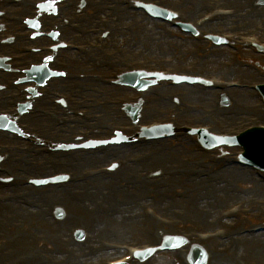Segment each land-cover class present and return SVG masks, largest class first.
<instances>
[{"label":"rangeland","instance_id":"374dc122","mask_svg":"<svg viewBox=\"0 0 264 264\" xmlns=\"http://www.w3.org/2000/svg\"><path fill=\"white\" fill-rule=\"evenodd\" d=\"M27 1L36 2L39 0H27ZM167 4H168V7H170V9L172 8V10L176 11L177 9H179L177 4H175V6H173V4L171 3H167ZM224 5L226 7H231V9H235V10L239 9L240 11L243 10L245 6V5H240L238 2H231V3H228V5H226L225 3ZM13 10H17V8L15 7V9ZM99 10H100L99 14L95 17L97 19L96 21H95V18L93 19L89 18L88 21H86L89 15L85 18V20H83L85 28H88V27L99 28L98 20L107 19L106 18L107 15H109L111 12V10H108V8H104V9L100 8ZM259 15L261 17L262 14H259ZM197 16L199 15L193 14V15H190L189 18L191 20H195ZM260 17L258 16V19ZM119 19L121 20L116 19L114 15V19L111 20L115 22L112 23V25H110V27H113L114 29L112 30L111 35L109 36V39L110 37L114 35L115 32L121 33V35H119L118 38H114L112 42L108 39L109 42L107 40L106 43H103L106 47V50L104 53L99 54V58L101 59L105 58L104 54H108V52L114 51L115 49H117L118 48L117 46L119 45V41L125 38V40L128 41V46L126 47V54L124 55V60L119 61L120 58L115 57V53H113L110 59H108V61L104 62L103 64H99V67L98 65H91L90 67H86L85 61L80 59L78 60L79 62L78 65L69 67L68 70L70 71V74L79 75V74L88 73V74H92L95 76H100L103 74H111L114 72L111 69L112 66H114L116 70H120L121 72H123L124 65H127V64H130L132 65V67H135V68H141L138 64H143L145 65L144 68L150 69V67H148V64L143 63V62H136V61H140V60L144 61L146 58H150V57L156 58V59H162L165 57V55H163L164 52H160V51L157 52V49L161 46L159 45L160 36L157 37L155 41L151 44L146 43V44L140 45V39H141V36L143 35L141 32H139V29L133 28L132 32H130L129 34L123 35V32H126L125 30L123 31V26H126V25L129 26L130 24H133V23L131 22V20H123V17ZM55 22L56 21L52 20L48 22L46 25H49V28H52L51 24H54ZM146 25H149L148 27H152L156 32L158 31V29L153 24L146 23L144 26ZM212 27L213 26H211V28ZM226 30H228L229 32H237V33L243 32L241 28H238L236 26L227 27ZM3 33H0V37L3 36ZM165 33H166L165 35H167L169 39L172 38L171 44L173 43L177 45L180 44L179 50L175 46L170 45L171 48H173L174 50L173 52L170 50V52L167 55L168 57H173L175 59L176 66H180V67L184 66V63L191 64L195 60L199 64L198 69L200 68L201 72H198V74L200 75H205V74H217V75L222 74L223 75L229 72L231 74L232 72L231 78L239 79L240 82L243 81L247 83V82L264 81V58L263 57H256L250 53H243V55L239 58V60L235 62L234 58L236 56V52L231 49L230 50L225 49L224 47L214 48L211 45H208L206 43H196L195 44L192 41L182 38L180 37V35H177L175 33L174 35L169 33V31H165ZM76 34L77 33H72L71 34L72 38H75L74 35ZM42 42L43 43L41 44L43 45H46L49 43L46 41H42ZM143 43H145L144 36H143ZM107 44L109 45V47L107 46ZM22 45L23 44H21L20 46ZM30 45H33V44H30ZM142 46H144L143 51L141 48ZM187 47H190V48H187ZM152 50H153V53H151ZM180 50L181 51L184 50V58L182 59L181 63L177 59V57L179 56L178 54ZM7 53L10 55H13V54L17 55L18 51L9 50L7 51ZM40 58L41 57L38 56V60L35 61L33 59L30 60L28 58L24 59L23 57L22 61H18V62L13 61V63L15 62L14 66H11L13 71L11 70L12 71L11 73H7L6 75H1V77L3 78V79H0L1 93H6L5 92L6 91L5 82L8 81V84L11 85L10 82L12 80H15L17 77H20L22 75L21 73L19 74L20 68L28 69V64H36L40 61ZM65 60L66 59L60 58V61H62L63 63H66ZM210 63H212V67L215 70L206 68L204 66V64H210ZM230 63L237 64L235 69L233 70L227 69V66L231 65ZM243 65H245L246 67L248 66L249 67L245 69ZM157 67H159V64L157 65ZM14 68H16L15 70L17 71V73H14ZM51 69L60 70L59 66L54 65V64H51ZM162 85H166V84L164 83L159 84L158 86L151 88L150 90H148L146 93L142 95L144 101L141 105V112H140V117H139L141 124H146L147 122L166 119L168 117V113L173 112L175 114L174 120L175 122H177L176 128H181V126L183 125H201V126L210 127L214 131H220V130L222 131V129L226 130L228 128L236 129L239 124L242 125V123H246L248 118L257 117L258 114L264 116L263 106H261V112L259 113L257 110L254 109L255 106H260V103L255 95H252L253 99L249 103L250 104L249 106L252 109L250 110V109L244 108L242 106L243 104L239 107L234 105L233 99L234 97H236V94H234V92L220 93L219 91L218 92L206 91L208 94H211L212 96L209 97L210 98L209 100L202 102L197 97L184 95V93L179 89L168 88L167 91L161 90L164 87ZM17 89L18 87L12 86L10 92L16 91ZM195 89L204 92L200 88H195ZM101 90H104V89L100 85L97 84V91H101ZM70 91H73V94L76 95V98L74 100V104L73 102H71V105H69L68 111H70L71 113L78 112V111H85L87 113V109L85 108L86 107L85 101L83 99L94 97V95L89 92V88L85 86L84 84H82L80 86H75L73 90H69V91L61 90V89L56 90V92L65 94L66 96H68ZM51 92L53 91L46 90V96L48 98ZM39 93L42 95L43 92L41 89L38 90L37 96L39 97L35 98L37 99L36 101H33L35 104V108L37 107L49 108L50 106L57 105V104L55 105L53 101L48 104L46 98H44L42 101L41 99L42 97L39 95ZM158 93L166 95V96H169L172 94L171 97L173 98L170 97L168 100H162L163 102L162 104H164V106L157 105L155 103L152 104L151 99L152 100L154 99L155 101H157L156 100L157 98L155 95ZM133 94H134L133 92L126 91V90L121 91V90H118L117 88V90H114L113 92H110V93L107 92L104 98L118 100L117 98H129L130 96H133ZM97 95L99 94L97 93ZM222 97H225L228 100V106L226 107L221 106ZM104 98L99 97L100 100H103ZM23 102H25V98L23 97L17 101V103H23ZM201 103L205 104L206 106H202ZM107 104L110 105V103H107ZM182 104H192V105L201 104V106H199L200 108L196 116L184 117L179 111V109H182L183 111H187L185 110ZM103 105L104 103H100V106H103ZM66 106H68V103L66 104ZM110 106H119V102L116 101L115 104L110 105ZM95 112L99 114V118H97L96 120L100 121V119H102V116H103L102 113L104 112V110H101V111L95 110ZM120 112H121V109L119 108L114 109V112L110 111V113L112 114V117L108 118L104 116L103 120L99 123L102 125L106 123L108 126H110V124L113 123L115 125L131 127L132 124L127 119H125L124 115L119 117ZM28 118L29 116H25L22 119L18 118L17 122H19V124L28 125L32 128L37 129L38 133L40 134L43 133L41 130H39L35 126L36 124L33 123ZM261 119L264 122V119L263 118ZM55 121H56L55 119H51V121H49L46 125L49 126V129H51L52 132H56L57 134H60V133L62 134L63 132V135L59 139L60 142L58 141V143L64 146H70L71 144H73L72 138L74 137V135L76 136L77 132H79L80 130L86 131L87 129L90 128L89 124H87V126L75 128L74 130L71 129V128H74L73 125H71L70 127H67L64 124H59L61 128H55V125H54ZM48 136H46V143L50 145V143H53L54 142L53 140H56V138L52 135H48ZM102 136H107V135L105 134ZM0 143L7 144V141L2 139L1 137ZM182 144L185 145V148H183ZM163 146L165 148H163ZM153 150L158 151L160 153L159 155H161V157L159 159L158 158L154 159L151 161V164L146 165L144 167H140L137 170L127 169V165L130 164L131 158L143 156L144 154L149 155ZM74 153L75 152L58 154V156L60 157H58L57 159H55L57 155H50L47 157L46 155L41 156V158H39L36 161L38 162L37 165L31 168H27V169L23 168V169L18 170L17 168H21V167H17L14 170V169L9 168L8 166L0 167V168L8 170L11 174L16 173L18 175V182L20 183L24 181L26 177H37L38 178V177L50 176L56 173H66L67 174V172L75 173L74 175L77 178L79 174L83 172L84 170L96 169L98 167L106 166L109 163L120 164V167L116 169L115 171L109 173L108 176H105L104 178L89 182L85 186H80V187L75 188L74 191L76 195L79 196L77 197V200H70L67 203L63 199V196L65 195H61L62 191L54 190V188H48L47 190H44L41 193H37V199L34 197L33 198L31 197L30 200L32 202H37V204H43L41 206H44L46 202L44 200L45 197H47L49 194L59 193L60 196H57L58 197L57 201L58 200L59 201L62 200V202L65 201L67 205H65L63 208V210L65 211V217L62 220H60L59 224L57 225H53L49 217H48L49 219L47 220L48 227L45 225H39V222L35 218H29L30 220L28 224L26 225L24 224L23 219H19L18 217L15 219H11L13 216L9 215L11 214L10 211H5V216L9 215L8 218L0 217V223H3L4 227L6 226L5 229L4 227L0 229V234H3L2 236L5 238L8 237V234L12 235V233L14 232L16 228V224H20L25 228L23 233L29 234L30 236L28 237L29 240L35 239L34 237L38 234H43L47 232L49 234L54 233L57 236L58 234L57 231H61L62 238H65V241H69L70 244L75 245L77 242L73 243L74 240H71L69 238L71 230L75 228H80L88 232V234L91 236V241L89 243L83 242L80 245V246L82 245L86 246V247H82L84 251L82 252L72 251L71 253L70 247H72V245L71 246L70 244L66 245V242L63 241L62 242L63 251L70 249L71 254L69 253L70 255H66L64 254V252H62L63 259L61 260H59L60 259L59 255L56 254V256L53 258L50 264H60L61 262H62L61 264H102L104 260H110V259L115 258L117 255L107 257L105 253L97 254L96 252H94V249L97 248L103 242L117 243V244H129V245H134V244L140 245V244H148V243L153 244L154 242L156 244H160L161 242L158 241L157 239L156 240L153 239L152 241H147L144 238L143 227L146 226L144 222L139 228L140 235H135L131 231L129 226L124 225V224L123 226L118 227V228H109L110 226H112V222L119 221L122 218L124 212L128 213L127 212L128 209L133 210L134 213L138 216V218H141L140 208L143 206L154 207L161 214H163L164 216H169V217H174L172 214L174 210L185 213L186 216L187 214L191 216V213H193L194 216H198L196 218H199V219L195 220V218L189 217L188 219L183 220L182 224L179 223L180 226L178 228L170 230V233H169L173 235L181 233V234H186L187 236H193L200 232H207V231H212L216 229V227L211 226L212 222L210 220L213 218V216L216 214L218 210L226 208L227 206H230L232 204L244 201L248 197H254L256 199L257 198L264 199V195L260 196V195H257V193L252 192V189H251L252 185L262 184L253 175L252 172L250 173L251 176L250 175L248 176L250 177L249 179L251 180V184H244V183H239V182L228 181L226 177L223 176L224 171L226 170L217 172L216 169L219 167V163L215 165L213 162H209L211 158L206 155H203L204 153H202L198 149L195 140L188 135L182 136L181 138L173 139L172 141L166 142L163 145L143 147L139 150L131 149L130 152L126 154H122L121 152V155L119 156L113 155L114 154L113 153L112 155H110L109 158H106L104 163H100V164H97L96 159H92L88 161L77 155L75 156ZM28 156L30 158H33L31 155H28ZM145 159H148V158H145ZM15 163L19 165L17 161H15ZM199 163H200L199 166L192 167ZM170 166L180 167L179 170L173 171V172H177L175 173V177L173 178L175 179L176 182H173L171 185H170L171 182L167 179V177L160 175L161 176L160 178V176L154 175L150 177L149 179L150 184H148V186L143 187V188H138V189L135 188L134 190H132L134 188L133 183H132L133 180L131 182V179L129 178V176L126 177V175L128 174L126 173L127 171H130L131 173H133V175H139L142 172H146L150 170L155 171V168L156 169L166 168L167 170H169ZM210 171L214 172L215 174L210 176L209 178L215 176L216 181L214 185H208L207 187H210L213 190L203 189V190L197 191V196L199 199L210 197L211 195H213L215 199L214 200L215 202L214 210L212 211L211 216H209L210 220L209 221L207 220L210 223L203 225L205 222L202 218L208 215L203 216L198 211L201 208L210 209L212 205L211 204H202L201 206L195 205L193 208V211L190 210V208L187 207V204L191 200V196H190L191 189L190 188L192 187L195 188V185L190 184L188 181L183 180V179L188 178L192 182H196V183L203 181V180L208 181L210 180L209 178L199 180L197 177H194V176L196 174H198L199 176L203 174L207 175V173H209ZM228 172L230 171L228 170L227 173ZM235 172L236 173H246V175L248 173V172H242V171H235ZM105 181H109V182H105ZM113 181H116V182H113ZM128 182H131V184L127 186L126 183ZM103 184H105V187L103 188L102 193L98 191L94 193L93 190H89L91 186L99 189V186H102ZM96 185H99V186H96ZM117 186L119 190L113 191V189L115 190ZM159 188H163V189L160 190ZM107 189L110 190L109 191L110 193L105 192L107 191ZM155 189L160 192H166V196H168L170 200L174 201L173 204L175 206L169 208L168 211H166L164 208L160 209L158 207L159 203L157 202V199L155 198V194H156ZM8 191L19 193L20 191L27 192V189H23V190L20 189L18 191H13L10 188V190ZM87 191H88V194L92 193L94 195L87 196ZM78 192H83V193H78ZM38 196L41 198H38ZM80 199H82V201L79 203ZM73 201L76 203H72ZM203 202L205 203V201H202L200 203H203ZM11 207L12 206H8L7 209ZM44 207H45L44 210H42L43 214L49 215L53 213L54 207H51L49 202H48V205H45ZM103 211H109L110 217L108 219H111V221L105 224V227H106L105 231L102 229L97 231L96 229L91 228V227L92 226L94 227V225L98 226L96 223V219L94 217H100ZM111 214L113 215L118 214V215L112 218ZM22 215L23 214L21 213V216ZM250 222H244L243 225L247 226L250 224ZM241 228H242V225L241 226L239 225L238 229H241ZM235 234H238V232ZM247 240H248L247 238L242 239L243 250H240V248H237V251L235 249V251L233 250L232 252H229L228 254L226 253L227 255L225 257H227L228 263L224 262V260L221 258L222 254L217 251L219 250V248L227 247L229 245L228 243L213 242V243L203 244L202 246L207 250L209 254L208 264H239V261L245 264H261V261L264 260V257H261V258L258 256L256 258L251 257L252 254L248 250L249 247H246ZM256 240L263 241L264 237L262 236L258 237ZM9 242L10 240L4 244V246L7 247V250H12L14 248H17L18 246L24 243L23 242L19 245H16L12 242L11 244L8 245ZM233 242L236 243V240H234ZM210 246L212 247V249L209 248ZM49 247L52 248V246H49ZM58 249H59V246L56 247V250ZM212 251L214 254L216 253L217 254L213 256ZM86 252H93V253L88 254ZM185 252H186V249H180V251H177L174 253H166L165 255H159V256L157 255V257L155 258L152 257L142 263L133 262L132 264H186L184 261ZM39 253L40 251L37 252V255ZM41 254L51 256V254L47 252H43ZM40 259L39 257H37V262L39 264H42V262L44 263L41 255H40Z\"/></svg>","mask_w":264,"mask_h":264},{"label":"bare ground","instance_id":"6f19581e","mask_svg":"<svg viewBox=\"0 0 264 264\" xmlns=\"http://www.w3.org/2000/svg\"><path fill=\"white\" fill-rule=\"evenodd\" d=\"M255 0H250L249 1V5L252 3H254ZM177 2V1H176ZM182 4L181 5H187L189 4L190 2L187 1V0H182L181 1ZM185 7V6H184ZM255 11L260 12V11H264L263 9H256ZM256 12H254V14H252V17L247 19V20H234V21H231V24L232 23H235V24H238V25H245V24H253L255 22V18H256V15H255ZM222 25V24H221ZM229 25V24H227ZM225 27V26H224ZM150 37H152L153 35L152 34H149ZM187 91V89H186ZM229 92H234V94H236V97H234L233 99V103L235 106L239 107L242 106L244 108H247V109H251V107L249 106L251 100L253 99L252 97V94L251 92H246V91H229ZM212 95L211 94H201L199 93L198 96L196 97H199L200 100H202L203 102L204 101H207L209 100ZM48 101H51L49 99H47ZM257 111H259V108L256 109ZM184 114H182L183 116ZM39 119V118H38ZM41 121V120H39ZM153 158L156 157L155 159H159L161 157V155H157V154H153ZM146 160H144V162H141L140 161V164L137 165H131V166H128L127 169L130 170H137L139 169L140 167H144L146 165H149L151 164V161H147L145 163ZM144 163V165L142 166V164ZM149 163V164H148ZM229 170H232V172H228L225 171L223 176L226 177V179L230 182H239V183H244V184H251V180L249 179L250 177L249 174L247 173V175L245 173H236L235 171H241L240 168H237V167H232V168H229ZM186 181H188L190 184H194L195 186H199V185H204L203 182H192L191 180L189 179H184ZM173 181V180H171ZM227 181V182H228ZM139 184H142V185H148L149 182L148 181H143V182H140L137 184L136 187H138ZM80 186H83V185H78V186H74V187H80ZM105 187V184H103L102 186L98 188L96 187H90L89 190H93V192L95 193L96 191L98 192H103V188ZM195 189V188H194ZM251 189H252V192L253 193H257V195H262V192L264 191V188L263 187H260L258 184H254L251 186ZM88 190V191H89ZM156 190V189H155ZM196 190V189H195ZM88 191H87V196H93L94 194L90 193L88 194ZM78 193H83V192H78ZM156 199H157V202L159 203L158 207L160 208H164L166 209V207H174L175 205L173 204L174 201L170 200L168 198V196H166V192H156ZM195 195V194H193ZM66 196H70V197H73L75 196L73 193L67 191L66 192V195L63 197V199L65 200V197ZM56 197V195L52 194L51 197H48L47 199L51 201ZM76 197V196H75ZM77 198V197H76ZM67 203L69 201L65 200ZM161 201V202H160ZM59 202V201H58ZM60 203V202H59ZM195 202H191V206L194 205ZM8 206V205H7ZM193 209V208H192ZM23 209L22 208H19V207H12V209L10 210V212H12L14 215L16 216H19L20 213H22ZM127 212L129 213H126L124 212L122 218L119 220V221H115V222H112V226H110L109 228H118V227H121L124 225H128L129 228L131 229V231L135 234V235H138V231H139V228L141 227V218H138V216L134 213L133 210H127ZM104 216H100V217H94L96 219V223L98 226L94 225V227L92 226L91 228H94L96 229L97 231L99 230H104L106 229L105 227V224H107L109 221H111V219H108L110 217L109 215V212H105L103 213ZM204 220H207V218H203ZM118 220V219H116ZM165 231L161 228H159V231L156 233V237L158 238H161L162 235H164ZM259 236H262L264 237V233L263 234H258V235H255V236H245V237H248L247 239V242H246V247H249L248 250L249 252H251L253 258H256L257 256L258 257H264V240L261 241V240H256L257 237ZM215 256V255H214ZM225 263H228L227 261V257L225 256H222L221 257ZM26 264H33V260H27V263ZM261 264H264V260L261 261Z\"/></svg>","mask_w":264,"mask_h":264},{"label":"snow or ice","instance_id":"6c2138e0","mask_svg":"<svg viewBox=\"0 0 264 264\" xmlns=\"http://www.w3.org/2000/svg\"><path fill=\"white\" fill-rule=\"evenodd\" d=\"M40 7H43V5H41ZM50 59V58H49ZM61 103H64L63 101H61ZM137 255H140L139 253H137Z\"/></svg>","mask_w":264,"mask_h":264}]
</instances>
